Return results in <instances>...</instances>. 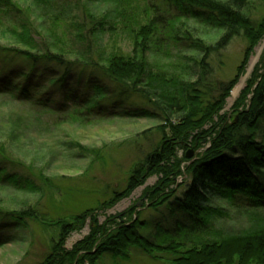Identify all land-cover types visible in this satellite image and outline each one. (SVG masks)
<instances>
[{"label": "trees", "instance_id": "16d2710c", "mask_svg": "<svg viewBox=\"0 0 264 264\" xmlns=\"http://www.w3.org/2000/svg\"><path fill=\"white\" fill-rule=\"evenodd\" d=\"M71 1L75 5L81 2ZM84 1L80 36L85 39L86 50L73 64H92L120 88L122 96L139 95L154 109L122 107L121 117L146 119L160 115L163 123L157 128L161 135L157 146L133 167L125 187L113 192L103 209L129 196L148 176L157 175L161 176L158 185L145 191L144 198L151 203L150 208L168 206L177 215L168 225L155 224L146 236L141 232L147 229L146 223L132 217L134 208L108 219L109 229L98 226L92 211L74 217L72 224L57 222L58 242L39 264H103L106 257L127 261L132 249L152 259L168 257L171 264H264V53L235 102L233 116H220L250 54L264 36V18L255 22L248 13L255 0H159L160 7L147 5L144 16L137 14L139 7L134 0ZM35 2L48 9L71 6L69 0ZM95 3L106 5V16L97 17L92 8ZM0 14L14 15L16 24H20L19 30L13 29L11 34L13 45L24 49L7 54L29 61L36 68L37 32L33 33L30 21L24 19L25 13L12 0H0ZM60 20L59 16L53 17V29L61 27ZM195 28L202 29V34L211 31L217 39L206 41ZM104 31L127 34L132 41L131 54L112 55L101 64L97 46ZM237 37L246 40L247 48L236 76L228 83H220L217 95L211 96L207 88L213 73L210 59ZM180 46L192 57L184 62L182 56L178 71L151 68L152 57L163 49ZM49 49L43 56L46 63L63 66L60 52L50 54ZM5 51L0 48V52ZM34 76L28 77L20 68L0 71V96L25 101L33 108L39 106L41 101L29 91ZM23 80L26 86L21 84ZM95 97L84 99V109L74 107L63 114L76 120L80 115L86 119L90 114L112 110L95 101ZM42 107L43 112L53 111ZM188 148L197 155L184 169L189 181L178 197L177 190L168 188L177 176H182L180 167L188 162L184 157L178 159L176 152ZM0 189L15 193L38 191L31 179L3 167ZM24 217H36L34 209L1 214L0 226L16 229L24 223ZM86 220L90 223L89 235L72 250L64 249L70 234Z\"/></svg>", "mask_w": 264, "mask_h": 264}, {"label": "rangeland", "instance_id": "374dc122", "mask_svg": "<svg viewBox=\"0 0 264 264\" xmlns=\"http://www.w3.org/2000/svg\"><path fill=\"white\" fill-rule=\"evenodd\" d=\"M69 1L71 6L59 10L56 7L48 9L36 5L35 0H12L25 13L24 19L30 21L33 33L37 32V50L34 55L38 61L34 69L29 61L7 54L20 48L13 45L11 34L20 24H16V16L0 14V48L6 50V54L0 52V71L20 68L28 77L35 75L29 82H33L29 91L36 100L41 101L39 106L33 108L25 101L19 103L0 96V167L9 173L31 179L38 187L37 193H15L0 189V215L13 211L17 213L28 207L36 213L34 218L24 217V223L16 229L11 225L0 226V264H39L58 242L57 222L72 224L74 217L88 211L97 217L98 226L109 229L108 219L134 208L132 217H139L146 223L147 229L141 231L144 236L153 231L155 224L168 225L177 215L168 206L156 210L150 208L151 203L144 198L145 191L158 185L161 176L157 175L148 176L144 184L129 196L111 208L103 209L107 198L125 187L133 167L157 146L161 140L157 128L163 123L160 115L146 119L121 117L119 113H122V107L154 109L139 95L122 96L120 88L99 70L92 68V64H73L86 50L85 39L80 36L85 18L81 5L85 6V1L81 0L78 5ZM134 3L139 7L136 9L137 14L143 16L144 10L148 11L147 5L160 7L159 0H134ZM105 6L104 3L93 4V12L98 18L106 16L103 15ZM248 13L255 22L264 18V0H255ZM55 16L61 19V27L56 30L51 23ZM195 29L202 34V29ZM202 35L209 42L217 39L211 31ZM98 41L97 54L101 64L112 55H130L132 52L130 37L121 31L111 34L104 31ZM263 41L264 36L250 54L247 66L221 108L220 116H233L235 102L264 53L263 48L250 70L251 61L258 55L257 51ZM49 47L50 54H56L57 50L60 52L63 66L47 64L43 59L45 49ZM246 48V40L237 37L219 55L210 59L213 73L207 88L211 96L217 95L220 83L234 79ZM182 56L184 62L192 57L181 46L163 49L161 54L151 58L150 66L153 70L178 71L182 67ZM241 83L234 97L233 92ZM21 84L26 86L24 80ZM92 96H96V99L93 98L95 101L104 103L112 110L90 114L86 119L80 115L76 120L63 114L74 107L84 109V99ZM78 98V102H74ZM42 106L57 113L49 110L43 112ZM188 153L191 154L189 159L186 158ZM196 155L197 152L191 148L176 152L178 159L184 157L188 161L180 167L182 176H177L168 188L169 191L177 190L175 195L178 197L189 181L184 169ZM6 220L11 221V217ZM90 231V223L86 220L70 234L64 249L72 250ZM160 257L163 258L152 259L132 249L127 261L106 257L102 263L171 264L168 257Z\"/></svg>", "mask_w": 264, "mask_h": 264}, {"label": "bare ground", "instance_id": "6f19581e", "mask_svg": "<svg viewBox=\"0 0 264 264\" xmlns=\"http://www.w3.org/2000/svg\"><path fill=\"white\" fill-rule=\"evenodd\" d=\"M264 48V41L261 43V45H260V47H259V49H258V51H257V54L258 55H256V57L255 58H253L252 59V61H251V64H250V70L253 68V66L255 65V63L257 62V59H258V56H259V54H260V52L262 51V49ZM243 82V81H242ZM242 85V83L239 85V87H237L235 90H234V92H233V96L235 97L236 95H237V93L239 92V90H240V86Z\"/></svg>", "mask_w": 264, "mask_h": 264}, {"label": "water", "instance_id": "95a60500", "mask_svg": "<svg viewBox=\"0 0 264 264\" xmlns=\"http://www.w3.org/2000/svg\"><path fill=\"white\" fill-rule=\"evenodd\" d=\"M191 157V154L190 153H188V154H186V158H190Z\"/></svg>", "mask_w": 264, "mask_h": 264}]
</instances>
